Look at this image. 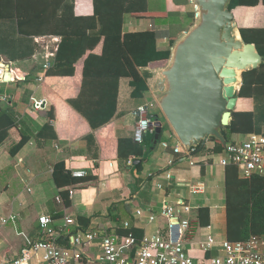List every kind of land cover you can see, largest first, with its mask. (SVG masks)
<instances>
[{"label": "crops", "instance_id": "obj_1", "mask_svg": "<svg viewBox=\"0 0 264 264\" xmlns=\"http://www.w3.org/2000/svg\"><path fill=\"white\" fill-rule=\"evenodd\" d=\"M147 8L151 13H162V16L138 18L126 13L123 30L125 33L159 31L158 48L162 51L171 49L196 22L197 12L192 0H148ZM9 12L8 3L0 5L2 17ZM95 12L94 0H75L73 11L66 10V15L85 19L93 17ZM63 13L60 12L61 15ZM234 15L240 30L248 36L264 31L263 4L237 7ZM14 27L0 18V31L6 32ZM100 29L98 25L92 30L85 20L70 26L72 33L82 35L81 38H70L71 41L82 39V45L87 48L85 56L75 64L74 75H47L43 70L46 44H32L25 52L35 47V53L27 59H23V50L16 55L4 51L0 53L5 60L7 58L14 63V69L25 77L12 83L16 86L15 92L0 109V252L5 258L14 259L29 247L30 242L38 240V219L41 215L52 216L56 229L63 228L66 217H73L76 226L71 227L72 232L80 228L126 235L136 230L144 238L168 224L162 217L149 223V211L159 213L165 204L186 201L194 208L191 215L194 237L192 241L185 242V247L197 260L207 259L218 251L206 253L194 244L205 241L210 234L218 241L227 239L226 168L219 163L223 151L217 153L215 144L209 142L204 152L190 159L161 108L156 107L151 110V117L153 121L158 119L163 123L159 141L156 131H150L145 136L148 143L141 156L131 153L130 143L124 144L120 152L121 139L135 141V110L146 102L156 100L152 70L159 67L140 70L144 77L146 72L149 73V90L142 98L132 96L131 78H121L114 118L100 128H93L69 102L77 100L81 94L85 61L89 55H102L103 39L94 50L91 48V37ZM56 33L45 36L59 38L60 46L63 37L59 31ZM15 37L12 38L14 44L26 43L23 36ZM50 45L54 46V43ZM244 74L237 88L238 95ZM32 97L44 100L41 111H33ZM254 110L255 101L239 95L235 111ZM153 134L155 138L151 141ZM248 135H233L231 141L245 140ZM22 142L25 144L18 150ZM178 146L183 147L180 154L175 153ZM191 161L195 165H191ZM58 163H64L67 172L73 176L75 172H85V175L74 176L79 181L77 184L58 186L54 178ZM169 175L172 179H168ZM197 182L206 185L205 194L190 193V186ZM70 191H74L72 197ZM58 197L61 202L57 201ZM67 198L69 206L66 205ZM139 209L145 211L146 216L138 217L136 212ZM12 214L18 216L17 221L3 225L2 219ZM127 222L130 229L124 227ZM10 225L16 227L7 228ZM61 243L69 246L67 240ZM82 251L99 256L96 248L86 247Z\"/></svg>", "mask_w": 264, "mask_h": 264}, {"label": "trees", "instance_id": "obj_2", "mask_svg": "<svg viewBox=\"0 0 264 264\" xmlns=\"http://www.w3.org/2000/svg\"><path fill=\"white\" fill-rule=\"evenodd\" d=\"M7 1V2H6ZM148 0H94L96 12L91 18L82 19L75 15H66V10L73 11L75 0H0V5L8 3L10 12L3 17L10 22L12 27L7 33L11 38L23 36L26 39L24 45H16L12 54L0 47V53L7 52L11 55L20 54L23 50V59L34 56L35 47L30 52L36 38L50 37L45 35L57 34L59 31L63 41L59 46L54 66L47 71V75H74L75 64L85 56V48L82 39L71 41L70 38L82 37L72 33L70 26L85 20L90 23L92 30L101 27L98 34L91 37L94 50L101 40H104L101 56L89 55L85 61L82 91L77 100L69 103L77 110L93 128L110 122L117 110L119 81L121 78H131L132 96L142 98L149 90L147 76H143L140 70L150 66L160 67L171 58V49L159 50L158 40L161 37L159 31H143L125 33L123 30V18L126 13L135 17L158 18L162 13H151L147 8ZM264 5V0H233L230 9L249 6ZM63 11V15L60 12ZM14 25V26H13ZM59 28L57 30L55 28ZM247 43L255 44L262 56H264V31L256 32L254 36H248L241 30ZM37 43V42H36ZM173 46V45H172ZM172 46L170 48H172ZM4 51V52H3ZM241 98H251L255 101L253 112H233L230 125L223 130V134L230 143L232 136L236 134H264V64L258 69L244 74V81L240 91ZM155 138L152 135L151 141ZM130 143L131 153L141 156L144 153L147 138L144 144H138L131 140H120L119 149L122 151L124 144ZM215 151L221 153L224 146L214 140ZM25 142L18 146L22 148ZM205 148L201 151L204 152ZM130 154V153H129ZM55 182L60 185H74L79 181L71 173L67 172L64 163H58L54 172ZM226 201H227V239L232 242L245 241L251 236L264 237V177H253L246 180L239 177L238 168L229 166L226 168ZM66 205H70L68 198ZM202 224V223H201ZM132 233L138 240L142 237L138 231Z\"/></svg>", "mask_w": 264, "mask_h": 264}, {"label": "built area", "instance_id": "obj_3", "mask_svg": "<svg viewBox=\"0 0 264 264\" xmlns=\"http://www.w3.org/2000/svg\"><path fill=\"white\" fill-rule=\"evenodd\" d=\"M39 44H46L47 53L44 57L43 70L47 72L54 65V59L59 50L60 39L57 37L36 38ZM50 43H54L51 46ZM25 79L14 69V63L5 60L0 55V109L1 105L11 99L2 89L16 81ZM33 111L43 109L44 100L31 98ZM159 107L157 100L149 101L135 110L137 123L134 129V140L143 144L145 136L153 128L151 110ZM183 147L175 148L180 154ZM195 149L187 150L189 158H193ZM220 165L224 168L235 166L239 169L242 179L264 177V135L249 134L245 140H233L225 146ZM191 165L195 162L191 161ZM85 172H75V177L84 176ZM168 179H172L171 175ZM192 195H202L206 192V185L197 182L190 186ZM74 191H70V196ZM61 202V198H57ZM193 207L186 201L178 204H165L159 213L149 211L148 222L153 223L159 217L168 220L166 228L157 231L151 236H144L138 240L132 233L119 235L97 229L83 230L77 228L72 232L71 227L76 226L73 217H66L63 228L54 227L55 220L50 215L39 217L40 238L32 241L22 254L14 259H7L0 252V264H264V237L251 236L248 240L232 242L228 239L218 241L214 235L195 243L204 252L218 251L217 254L204 260L192 257L185 247V242L193 240ZM138 217L146 216V212L139 209ZM18 216L12 214L2 219L7 226L16 222ZM124 227L130 229V224ZM67 240L69 246H63L62 241ZM96 248L99 256L90 255L82 251L83 248Z\"/></svg>", "mask_w": 264, "mask_h": 264}, {"label": "water", "instance_id": "obj_4", "mask_svg": "<svg viewBox=\"0 0 264 264\" xmlns=\"http://www.w3.org/2000/svg\"><path fill=\"white\" fill-rule=\"evenodd\" d=\"M195 24L171 48L168 65L153 69L156 100L182 145L200 153L223 134L236 109L243 74L264 64L235 21L233 0H192ZM156 139L163 123L153 121Z\"/></svg>", "mask_w": 264, "mask_h": 264}, {"label": "rangeland", "instance_id": "obj_5", "mask_svg": "<svg viewBox=\"0 0 264 264\" xmlns=\"http://www.w3.org/2000/svg\"><path fill=\"white\" fill-rule=\"evenodd\" d=\"M0 47L3 48L6 51L11 52L12 54L14 53L16 48H15V44H14L12 38H11V34H9L7 32L0 31ZM6 60L9 61V59H7V58H6ZM167 65H168V62L165 65L160 66L159 68L165 67ZM15 88H16V86H13V84H12L11 86L4 87L2 89V91H3L4 94L11 95V94H13L15 92ZM140 102H142V101H140ZM159 108H160V106H159ZM166 222H168V220H166ZM15 227L16 226H14V225H10L7 228H13L14 229Z\"/></svg>", "mask_w": 264, "mask_h": 264}]
</instances>
